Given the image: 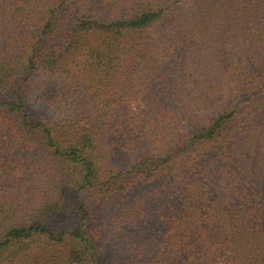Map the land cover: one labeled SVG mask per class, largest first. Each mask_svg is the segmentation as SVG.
<instances>
[{"label":"trees","instance_id":"obj_1","mask_svg":"<svg viewBox=\"0 0 264 264\" xmlns=\"http://www.w3.org/2000/svg\"><path fill=\"white\" fill-rule=\"evenodd\" d=\"M0 264H264V0H0Z\"/></svg>","mask_w":264,"mask_h":264},{"label":"rangeland","instance_id":"obj_2","mask_svg":"<svg viewBox=\"0 0 264 264\" xmlns=\"http://www.w3.org/2000/svg\"><path fill=\"white\" fill-rule=\"evenodd\" d=\"M185 8H186L185 5H181V6L179 7L178 10H179V11H183V10H185ZM44 113L49 114V116H51V117L54 116L53 114H51L50 111H49V113H48V112L46 111V109H44ZM102 217H103V216H102L101 214H99V220H101ZM98 250H105V249L102 248V243H101V241L98 242ZM106 255L108 256V255H110V254L107 253ZM110 259H111V256H108L107 258H105V259H103V260H107V263H108V260L110 261Z\"/></svg>","mask_w":264,"mask_h":264}]
</instances>
